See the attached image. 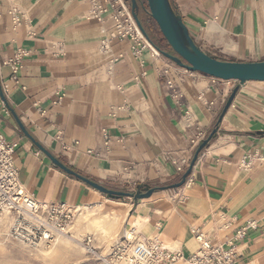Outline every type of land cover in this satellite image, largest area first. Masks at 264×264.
<instances>
[{
    "label": "crops",
    "instance_id": "0c3cea01",
    "mask_svg": "<svg viewBox=\"0 0 264 264\" xmlns=\"http://www.w3.org/2000/svg\"><path fill=\"white\" fill-rule=\"evenodd\" d=\"M171 1L206 52L264 60V0ZM17 2L27 20L15 27L8 0H0V130L17 143L23 187L44 203L101 200L102 192L63 171L50 153L108 188L145 191L181 178L186 170L179 173L176 163H191L211 137L183 186L133 201L131 211L150 218L138 234L189 257L199 247L192 233L198 227L215 243L234 241L240 264H264V81L242 84L183 69L180 108L148 51L137 59L129 39L115 38L110 52H101L112 21H90V0ZM17 48L29 51L19 82L7 64ZM188 107L191 124L183 119ZM250 156L254 166L245 170ZM253 220L258 226L235 239Z\"/></svg>",
    "mask_w": 264,
    "mask_h": 264
},
{
    "label": "built area",
    "instance_id": "2783aa9c",
    "mask_svg": "<svg viewBox=\"0 0 264 264\" xmlns=\"http://www.w3.org/2000/svg\"><path fill=\"white\" fill-rule=\"evenodd\" d=\"M8 13L12 24L17 27L27 20L25 9L17 0H8ZM2 11L0 9V18ZM90 21L105 23L112 21L106 36L100 41L102 53H109L111 41L115 38L129 39L132 52L137 59H142L145 52H149L158 74L164 77L168 88L172 91L174 104L182 107L181 98L183 93L181 85L184 76L181 70L190 71L178 66L175 62L165 57L159 48L148 39L137 24L129 4L125 0H90V9L87 14ZM2 45L0 42V51ZM29 54L25 48H17L14 55L9 59L11 77L19 82V72L24 58ZM193 72V71H191ZM194 73V72H193ZM200 73V72H198ZM213 79H218L212 77ZM235 81V80H230ZM123 91V87L119 86ZM2 91H4L2 89ZM0 98L2 96L0 94ZM203 98L202 95L199 96ZM61 97L57 101H60ZM7 112V108H5ZM183 119L191 124L192 115L190 108L183 109ZM105 144L108 146L109 134L103 129ZM17 143L8 142L0 130V214H7L12 218L10 234L12 237L23 239L30 245L50 246L57 236L67 233L72 221L76 206L67 202L44 203L39 201L33 194L28 192L21 184L19 169L15 162V149ZM91 152V151H90ZM254 156H250L243 163V168L249 170L254 166ZM177 171L183 173L190 165V158H183L176 163ZM257 221L253 220L241 227L235 235V239L244 237L247 230L256 228ZM192 233L199 244L198 249L189 257L180 251H174L165 247L157 238L129 239L122 238L111 245L108 257H103L91 247L92 237L87 239L89 251L106 258L108 264H116L127 260V264H168L184 262L187 264H240L239 253L234 241L228 246L215 243L207 237L202 229L195 227Z\"/></svg>",
    "mask_w": 264,
    "mask_h": 264
},
{
    "label": "rangeland",
    "instance_id": "374dc122",
    "mask_svg": "<svg viewBox=\"0 0 264 264\" xmlns=\"http://www.w3.org/2000/svg\"><path fill=\"white\" fill-rule=\"evenodd\" d=\"M126 3L129 4L131 8L130 1L126 0ZM140 18L142 21L147 20V14L141 11ZM179 180L180 178H176L165 183L157 184L156 186L172 184ZM119 190L136 192L139 189L137 186L132 185L130 188ZM133 201L134 200L131 198H124L121 201L115 200L103 193L100 201L77 207L68 231H70V236H72L73 233V235H78L80 237L85 245V250H82L80 245L72 241L63 245V238L58 240L56 245H53L55 244L54 241L51 244V249H48L46 245H30L23 239L11 236L10 229L12 218L7 214H3V216L7 218V221L1 220L0 222V264H107L98 254L108 257L111 245L116 241H120L124 237L135 239L139 235L138 233L145 232L148 227L150 218L147 215L142 216L145 222L143 229H137L131 224L130 215L134 214L131 211ZM101 226H104L108 232L105 234L101 233L98 230ZM77 227L81 231H78ZM89 237L93 239L91 247L95 248V251L98 253L97 255L89 251L90 246L87 245V239ZM138 239L142 240L143 235H139ZM168 264L187 263L176 262Z\"/></svg>",
    "mask_w": 264,
    "mask_h": 264
},
{
    "label": "water",
    "instance_id": "95a60500",
    "mask_svg": "<svg viewBox=\"0 0 264 264\" xmlns=\"http://www.w3.org/2000/svg\"><path fill=\"white\" fill-rule=\"evenodd\" d=\"M129 1L131 3L132 14L141 31L148 39H150V37L142 19L140 18L141 11L149 15L157 23L160 32L170 46V51L158 48L165 57L175 62L178 66L193 72L204 73L211 77L225 81H239L242 84L248 81H264V60L235 61L220 59L206 52L199 45H197L183 16L176 11L171 0H146L147 6H145L141 0ZM0 94L4 99L1 81ZM22 128L25 130L23 126ZM210 139L211 137L204 140L198 147L190 165L182 174L178 182L150 187L145 191L139 189L136 192L108 188L102 183L82 175L70 166L66 165L59 158L48 152L47 153L51 157L52 161L63 171L84 181L93 188L108 195V197L122 196L125 198H131L134 200V203L137 204L142 199L150 198L156 191L179 188L183 186L191 175L199 154L209 143Z\"/></svg>",
    "mask_w": 264,
    "mask_h": 264
},
{
    "label": "bare ground",
    "instance_id": "6f19581e",
    "mask_svg": "<svg viewBox=\"0 0 264 264\" xmlns=\"http://www.w3.org/2000/svg\"><path fill=\"white\" fill-rule=\"evenodd\" d=\"M89 212V211H88ZM6 214V213H5ZM87 214V213H86ZM79 215V214H78ZM131 224L136 227L137 229H143L144 228V225H145V222H144V219L142 218V214H138V215H135V214H131ZM1 220H4V221H7V218H5L3 216V214H0V222ZM85 220V219H84ZM87 221V220H86ZM4 223V222H3ZM85 223V222H84ZM83 223V224H84ZM89 223V222H88ZM82 225V224H80ZM108 225V224H107ZM82 227V226H81ZM89 227V226H88ZM91 227V226H90ZM93 227V226H92ZM78 231H81L78 227H77ZM92 229V228H91ZM98 230L101 232V233H106L108 231H106V229L104 228V226H101L98 228ZM79 233V232H78ZM82 236V235H81ZM65 237V238H64ZM63 238V245L69 243V241H72L78 245H80L82 247V250H85V245L83 244V241L80 239V237L78 235H73L72 233V236H70V231H67V233L65 234H61L57 237V239L55 240V244L53 245H56V243H58L57 241L62 239ZM83 239V238H82ZM133 239V238H132ZM138 239V237L136 238ZM139 240V239H138ZM141 240V239H140ZM62 244V243H61ZM60 245V244H59ZM52 245L48 246L47 248L48 249H51ZM170 248H172V246H169ZM59 248V247H58ZM62 249V248H61ZM104 257V256H103ZM104 261L106 262V258H103ZM124 262V263H123ZM107 263V262H106ZM128 261L127 260H123L122 262H117L116 264H127ZM108 264V263H107Z\"/></svg>",
    "mask_w": 264,
    "mask_h": 264
},
{
    "label": "trees",
    "instance_id": "16d2710c",
    "mask_svg": "<svg viewBox=\"0 0 264 264\" xmlns=\"http://www.w3.org/2000/svg\"><path fill=\"white\" fill-rule=\"evenodd\" d=\"M141 1L144 3L145 6H147L146 0H141ZM143 24H144V26L148 32V35H149L151 41L157 47L170 51V46H169L168 42L166 41V39L163 37L162 33L160 32V29H159L157 23L149 15H147V20H143ZM84 176L91 178V176H87V175H84ZM73 177H75V176H73ZM109 197L112 199H115V200H119V201H121L125 198L122 196H109Z\"/></svg>",
    "mask_w": 264,
    "mask_h": 264
}]
</instances>
